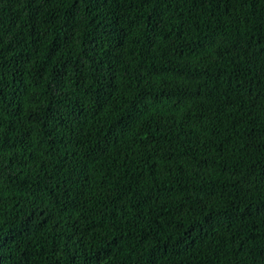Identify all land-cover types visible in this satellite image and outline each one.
Returning <instances> with one entry per match:
<instances>
[{"label":"trees","instance_id":"16d2710c","mask_svg":"<svg viewBox=\"0 0 264 264\" xmlns=\"http://www.w3.org/2000/svg\"><path fill=\"white\" fill-rule=\"evenodd\" d=\"M0 264H264V0H0Z\"/></svg>","mask_w":264,"mask_h":264}]
</instances>
